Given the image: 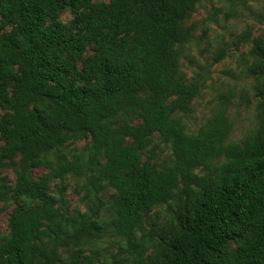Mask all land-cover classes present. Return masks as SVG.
I'll return each instance as SVG.
<instances>
[{
	"label": "trees",
	"instance_id": "trees-1",
	"mask_svg": "<svg viewBox=\"0 0 264 264\" xmlns=\"http://www.w3.org/2000/svg\"><path fill=\"white\" fill-rule=\"evenodd\" d=\"M199 1L0 0V169L18 157L13 187L0 178V203H16L0 264H57L60 247L64 264H108L85 248L101 226L66 218L49 196L51 179L87 170L78 157L49 160L50 151L85 138L104 160L90 186L106 181L115 192L111 235L156 242L134 264H264V38L237 41L250 46L255 128L228 141V91L189 133L184 120L208 80L181 70L182 60L192 65L186 45L196 26L185 22ZM155 139L169 151L163 163ZM39 166L51 173L34 180ZM162 206L169 227L145 232V214Z\"/></svg>",
	"mask_w": 264,
	"mask_h": 264
},
{
	"label": "rangeland",
	"instance_id": "rangeland-1",
	"mask_svg": "<svg viewBox=\"0 0 264 264\" xmlns=\"http://www.w3.org/2000/svg\"><path fill=\"white\" fill-rule=\"evenodd\" d=\"M61 19L66 22L70 16L64 13ZM185 23L195 25L196 30L193 32L192 42L186 45L192 65L182 60L181 70L187 80H190L193 71H201L208 76L202 91L192 103V113L184 120L188 132H194L202 126L211 113L219 108V97L230 91L233 100L226 115L232 123V130L228 141L239 142L255 128L256 117L251 80L244 76L245 68L251 60L250 46L238 44L237 41L243 33H248L249 40L258 36L264 38V0H200L195 12ZM220 51L223 52L222 60L213 62L215 54ZM129 119L132 125L140 123L134 117ZM158 143L155 139L153 145ZM90 145L89 138L69 139L60 150L50 151L47 157L49 160L55 162L56 157L64 156L67 161H71L78 157L81 163L87 165V170L81 177L68 174L62 181L58 178L51 179L48 185L49 196L57 200L55 207L66 218L82 216L87 222H95L101 226L99 233L85 240V248L90 250L89 254L93 255L96 263L105 261L108 264H134L137 262L134 257H138L143 247L146 250L141 256L146 263L156 246L154 239L150 241L147 236L142 238L139 232H135L134 238L128 242L110 233L108 226L113 221L115 192L106 181H101L97 188L90 186L94 175L92 167L100 169L104 165L101 157H92ZM155 152L159 163L166 161L169 156L168 149L160 143ZM17 161L18 157L7 167L0 169V178L12 187ZM49 173V168L39 166L32 168L30 175L36 180ZM15 206L12 198L5 204L0 203V238L7 234V219ZM172 218L165 206L156 207L145 214L142 227L145 232L152 233L153 229L168 228ZM58 254L61 261L57 264H64L67 248L60 247Z\"/></svg>",
	"mask_w": 264,
	"mask_h": 264
}]
</instances>
